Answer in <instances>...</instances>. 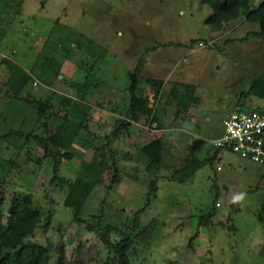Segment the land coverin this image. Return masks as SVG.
I'll use <instances>...</instances> for the list:
<instances>
[{
	"label": "rangeland",
	"instance_id": "374dc122",
	"mask_svg": "<svg viewBox=\"0 0 264 264\" xmlns=\"http://www.w3.org/2000/svg\"><path fill=\"white\" fill-rule=\"evenodd\" d=\"M263 1L249 0L250 7ZM210 15L202 0H0V135L36 130L48 136L66 112L57 103L65 98L70 122H84L87 129L78 132L70 148L73 158L61 161L57 177L75 180L84 165L104 161L109 150L118 152V183L110 190L112 170H105L82 208L85 223H77L63 205L68 188L53 180L52 161L42 159L41 149L18 138L0 141V180L5 181L0 199L30 195L44 217L52 215L51 225L40 227L31 241L63 249L69 261L99 263L109 251L86 224L101 216L102 227L125 229L136 221L132 264H264V165L224 153L220 162L200 164L185 183L169 180L186 157L201 162L212 156V142L237 106L264 112V99L247 94L264 73V41H239L258 25L238 19L228 24L236 30L221 33L207 23ZM212 38L216 43L208 44ZM143 59L136 94L151 99L144 80L163 82L153 103L159 123L134 127L107 144L129 101L130 75ZM11 69L18 70L8 85ZM25 74L30 81L21 97L55 101L40 123L34 107L11 98ZM174 84L181 97L188 100L189 93L198 102L179 117L176 102L168 99ZM74 105L78 110L71 112ZM88 107L91 116L85 119ZM157 138L164 143L163 158L153 173L137 155L141 145ZM208 214H213L208 226L198 227ZM117 239L112 233L110 240Z\"/></svg>",
	"mask_w": 264,
	"mask_h": 264
},
{
	"label": "trees",
	"instance_id": "16d2710c",
	"mask_svg": "<svg viewBox=\"0 0 264 264\" xmlns=\"http://www.w3.org/2000/svg\"><path fill=\"white\" fill-rule=\"evenodd\" d=\"M204 4L211 10V15L207 20V23L212 24L214 30L220 32L223 29V25L231 21L238 19L244 22L257 24L259 30L256 32L248 33L245 37L239 39L240 42H247L251 38H258L264 41V1L258 3L256 6L250 7L249 0H202ZM231 43V40H227ZM194 42H190V46ZM145 66V60H140L137 63L136 68L130 75L131 86L129 87V101L127 105L120 112L122 118L117 119L114 125V129L107 135V144L117 139L122 132L127 133L133 124L148 125L150 123H159L157 118L154 102L162 95L163 82L152 78L144 80V84L147 87L152 88L151 99L149 96L140 93L136 94L138 87L140 73ZM61 64L55 72V77L59 76ZM12 70V69H11ZM18 69H13L10 78L7 82L8 85L14 84L15 76ZM30 81V78L25 74L21 77V80L14 87L15 90L11 93V98L14 100L24 101L26 104L36 109L37 123L44 118H49V112L53 108L54 99L48 97L46 100H37L30 97H21L20 92ZM173 85L170 93L169 100L176 102L177 108L176 117L181 116L189 106H194L198 102L189 93L186 94L188 100H185V96H180ZM70 87L76 92L82 90V86L79 84H71ZM187 89L192 88L186 86ZM247 94L254 95L256 97L264 99V73L256 78ZM86 95V94H85ZM84 97L81 98V101ZM60 107L64 108L63 117L60 118L59 126L53 133H49L48 136L41 135L36 130L31 133H24L21 130L9 131L0 135V141H8L10 139H19L23 142H34L38 148L42 151V159L48 158L52 161L53 165V180L58 182L59 185H66L68 192L63 201L64 207L70 209L73 215V220L77 223H85L81 217L82 208L90 196L93 188L98 184L99 179L105 170H112L109 189L111 190L120 179V169L118 163L115 160L117 151L112 149L108 151L104 161H98L96 164L84 165L82 176H78L75 180L68 181L57 177L61 161H69L73 158V152L70 151L72 144L75 142L78 132L87 129V125L84 122L77 124L70 122L68 118L69 102L63 98L57 101ZM78 105H74L71 112L78 110ZM238 107V106H237ZM240 108V107H239ZM185 110V111H184ZM68 111V112H67ZM260 111V110H257ZM91 108L88 107L86 112H83V116L86 119L87 115L90 116ZM47 116V117H46ZM88 120V119H87ZM177 120V119H173ZM51 121V120H50ZM44 126L43 124H40ZM49 125V124H47ZM46 126V125H45ZM44 126V127H45ZM107 146V145H106ZM164 143L161 138H157L139 147V154L137 159L145 163V169L149 172H155L163 158ZM100 149V148H96ZM99 152V151H97ZM219 151L215 150L213 155L207 160L198 161L194 156H188L184 159V165L175 170L170 176L169 180L182 184L193 174V170L198 169L200 164H211L217 158ZM126 161L131 158L130 154L126 153L122 156ZM108 159H110L108 161ZM11 162V161H10ZM13 164V161H12ZM153 172V173H154ZM4 178L0 180V189L4 185ZM151 187L155 190V182L151 181ZM148 203L141 210H145ZM218 205V206H217ZM219 207L218 203H215L214 209ZM140 212V211H138ZM137 220L141 215L135 213ZM211 215H203L199 219L198 227H207L210 221ZM101 217V216H100ZM100 217H94L98 219L96 224H86V228L89 231H94L100 238L104 247L109 251L108 256L101 262L96 263L93 260L87 261H69L66 259L63 249H56L53 246H43L36 242L31 241L36 231L40 227L48 228L51 225L52 215L50 212L46 214L42 213L41 209L33 201L30 195L25 194H13L7 202L4 203V199H0V264H132L130 260V250L135 239V229L137 223L134 221L131 224L132 227H126L120 229L115 225L106 224L104 227L100 226ZM208 218V220H207ZM115 233L119 239L112 242L110 236ZM195 238V236H194ZM55 252V253H54Z\"/></svg>",
	"mask_w": 264,
	"mask_h": 264
},
{
	"label": "built area",
	"instance_id": "2783aa9c",
	"mask_svg": "<svg viewBox=\"0 0 264 264\" xmlns=\"http://www.w3.org/2000/svg\"><path fill=\"white\" fill-rule=\"evenodd\" d=\"M198 46L202 47L203 43H198ZM212 145L215 150L264 165V112H246L236 107L224 119L223 133ZM220 169L218 166L217 170Z\"/></svg>",
	"mask_w": 264,
	"mask_h": 264
},
{
	"label": "crops",
	"instance_id": "0c3cea01",
	"mask_svg": "<svg viewBox=\"0 0 264 264\" xmlns=\"http://www.w3.org/2000/svg\"><path fill=\"white\" fill-rule=\"evenodd\" d=\"M255 4H258L257 2L255 3ZM256 6V5H255ZM242 22H244L243 20H241ZM231 22H233V21H231ZM231 22H229V23H227L226 24V28L225 29H223L222 30V32L221 33H223V32H229V31H233V30H236L237 28H238V26L236 25V26H230V29H229V27H228V24H230ZM235 22V24H237V22H238V20H235L234 21ZM241 22V23H242ZM239 24V23H238ZM201 41H199L198 43H200ZM202 43V42H201ZM209 43H212V44H215L216 43V39L215 38H212V39H210V41L208 42V44ZM152 79H154V78H152ZM91 111H92V108H91ZM90 114H91V112H90ZM228 115V114H227ZM226 115V116H227ZM91 116V115H90ZM226 116H225V118H226ZM120 118H122L120 115L118 116V118L117 119H120ZM224 118V119H225ZM134 125V126H133ZM131 127H130V129L129 130H133L134 129V127H139V125L140 126H143L142 124H133ZM156 127V126H155ZM128 133V132H127ZM142 146V145H141ZM215 152V149L213 150V153ZM213 153H212V155H213ZM224 153H229V152H224V151H219V153H218V155H217V158H216V160L214 161L215 163H217V162H220L221 161V159H222V157L224 156ZM229 154H231V153H229ZM233 155V154H232ZM241 159V158H240ZM243 160V159H242ZM245 161H248V160H245ZM217 167H218V165L216 166V171H221V169L220 170H217Z\"/></svg>",
	"mask_w": 264,
	"mask_h": 264
}]
</instances>
